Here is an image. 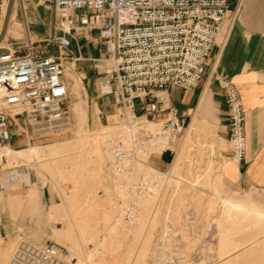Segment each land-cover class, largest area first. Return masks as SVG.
Segmentation results:
<instances>
[{"label":"built area","instance_id":"1","mask_svg":"<svg viewBox=\"0 0 264 264\" xmlns=\"http://www.w3.org/2000/svg\"><path fill=\"white\" fill-rule=\"evenodd\" d=\"M30 1L54 10L51 32L43 39L49 49L40 50L37 41L27 39L24 49L15 45L0 53V146L10 145L17 117L38 124L37 131L63 127L69 117L63 108L69 92L63 62L67 57L61 52L70 50L73 42L78 45L81 33L97 30L104 40L105 57L92 58L94 66L105 59L111 63L99 72V89L112 95L119 116L117 127L105 132L110 160L100 196L116 203L120 223L114 228L130 244L142 240L156 206L162 202L161 211H167L175 187L168 181L169 169L156 166L138 173L137 166L149 164L152 155L175 154L187 125L183 113L153 120L164 101L157 91L195 89L221 24L233 13L231 0ZM77 59L87 60L81 55ZM221 88L227 103L230 155L239 162L246 153L244 104L231 80L226 79ZM32 171L30 165L0 155V188L28 186L24 175L32 180ZM147 197L152 202L143 205ZM13 247L8 264H73L68 249L51 239L40 242L20 234Z\"/></svg>","mask_w":264,"mask_h":264},{"label":"rangeland","instance_id":"2","mask_svg":"<svg viewBox=\"0 0 264 264\" xmlns=\"http://www.w3.org/2000/svg\"><path fill=\"white\" fill-rule=\"evenodd\" d=\"M24 1L30 35L37 41L35 45L46 51L49 47L43 39L48 36L45 32L54 19V10L36 1ZM4 2L5 10L8 0ZM257 5L264 8V0ZM12 12L3 45L24 49L28 36L18 1ZM31 12L40 16L37 25L29 23ZM232 21L233 16L224 20L215 42H223ZM33 26L43 35L35 36ZM89 33L100 49L97 58L105 57L103 38L97 30ZM63 62L69 92L63 108L71 125L37 131L38 126L24 116L12 123L11 147L37 149L14 154L11 159L32 168L33 203L24 201L30 185L21 187L17 183L12 189L0 190V212L14 232L3 264H8L20 234L40 242L53 240L70 251L73 264H264V188L240 192L228 185L220 173L222 144L208 122L189 146L180 151L181 140L175 154L167 152L163 159L153 162L163 166L171 156L174 162L167 169L173 165L175 176L182 180H173L177 189L166 205L168 212L160 208L146 236L132 240L133 245L120 229L112 230L118 215L116 203L100 196V192L106 184L103 172L110 160L104 135L118 122L96 127L87 121L88 92L83 78L85 74L91 77L90 82L98 79L99 72L111 63L105 59L96 67L92 58L75 63L68 57ZM137 111H141L139 104ZM146 169L141 166L138 171Z\"/></svg>","mask_w":264,"mask_h":264},{"label":"crops","instance_id":"3","mask_svg":"<svg viewBox=\"0 0 264 264\" xmlns=\"http://www.w3.org/2000/svg\"><path fill=\"white\" fill-rule=\"evenodd\" d=\"M260 1H230L233 10L230 15L233 16L231 27L223 42L216 41L212 48L199 84L193 90L168 87L165 91H157L164 97V101L160 104L161 110L153 116V120L160 122L168 116H181L182 113L185 115L187 131L180 151L187 142L186 146H189L197 138L204 123H210L217 140L222 144L219 156L220 173L233 190L240 192L264 188V8L257 5ZM4 3V0H0V30L7 9L4 10ZM31 13L29 23L37 25L40 16L36 12ZM32 31L35 36L43 35L37 32L35 26ZM50 32L49 27L45 34L49 35ZM93 39L96 38L91 33L83 32L79 35L78 45L73 42L70 50L61 53L67 54L66 57L75 63L87 61L78 60V55L85 59L97 58L100 49L96 48ZM96 49L98 52L95 53ZM83 78L88 92L87 121L96 127L119 122L112 95L100 91L98 79L90 82L91 77L87 78L85 74ZM226 79L231 80L237 87L245 109L246 153L239 162L231 157L229 149L227 103L221 88ZM12 142L11 139L10 146ZM33 149L37 147L20 151L29 152ZM167 152L170 151L152 155L150 165L167 170V165L171 166L174 162L171 156L163 166L153 163L155 159H163ZM172 168L173 165L171 173ZM31 182L34 183L32 180ZM31 192L29 187L24 198L28 205L33 203ZM35 196L34 194L32 198ZM13 234L10 222L0 212V264H3V257Z\"/></svg>","mask_w":264,"mask_h":264},{"label":"bare ground","instance_id":"4","mask_svg":"<svg viewBox=\"0 0 264 264\" xmlns=\"http://www.w3.org/2000/svg\"><path fill=\"white\" fill-rule=\"evenodd\" d=\"M16 1H18V0H14V2H16ZM21 2H22V10H23V15H24V17H25V25H24V29H25V32H26V35L28 36V40H33V38H32V36L30 35V32H29V29H28V21H27V16H26V10H25V7H26V5H25V1L24 0H21ZM6 6H8V4L6 5ZM7 8V7H6ZM14 12V11H13ZM13 12H11V14H10V21H11V19H12V15H13ZM10 21H9V25H10ZM8 25V27H7V29H6V34H5V37L3 38V40L6 38V35H7V33H8V31H9V28H10V26ZM220 33V32H219ZM3 40H1L0 41V49H3V50H5V51H9L10 49L9 48H6L4 45H3ZM6 40V39H5ZM12 49V48H11ZM64 123V125H63V127H68V126H70L71 125V123H70V120H69V117L67 118V119H65L64 121H63ZM33 124H35L34 122H33ZM35 126H38L37 127V129L39 128V125L38 124H35ZM116 127H117V125H116ZM49 128H51L52 130H54V128L53 127H49ZM109 128H110V125H109ZM186 131H187V125H186V127H185V130H184V132H183V137H184V135L186 134ZM105 136V135H104ZM183 137H182V142H183ZM105 141H106V137H105ZM188 143V142H187ZM187 143H186V145H187ZM182 144V143H181ZM186 145H185V147H186ZM105 150H106V148H105ZM22 152H24V151H20L19 149L18 150H15L14 149V147L12 148L10 145H8V144H5V145H3L2 147H0V155H5L9 160H11L12 158H14V157H16V155H14V154H20V153H22ZM107 152V151H106ZM107 153H109V152H107ZM141 166H143V165H141V164H138V168L136 169V172H139L138 171V169H139V167H141ZM143 167H146L147 168V170H152L154 167H152L151 165H150V163L149 164H146V166H143ZM154 169H158V168H154ZM143 171V170H142ZM142 171H140V172H142ZM170 172V176H169V178H168V181L177 189V186H175L176 185V183L175 182H173V180H175L177 183H181L182 182V180H179L176 176H175V170L173 171L172 170V173H171V170H169ZM24 180L26 181V183H27V185L29 186L30 185V188L33 186V184H32V182H31V180H29V174L28 173H25V175H24ZM176 189H174V191H175V193H176ZM152 201L150 200V198H146V199H144V203H143V205H147V204H149V203H151ZM161 204H162V202H160L159 203V205H157L156 206V208H155V210L153 211L154 213H155V216H156V214H157V212H158V210L161 208L160 206H161ZM116 218V220H115V222H114V224H113V226H112V230L114 229V226L115 225H117V224H119L120 223V218L118 217V215L115 217ZM70 252V251H69Z\"/></svg>","mask_w":264,"mask_h":264},{"label":"water","instance_id":"5","mask_svg":"<svg viewBox=\"0 0 264 264\" xmlns=\"http://www.w3.org/2000/svg\"><path fill=\"white\" fill-rule=\"evenodd\" d=\"M19 4H20V7H21V12H22V17L24 18L25 20V17L23 15V10H22V2L21 0H18ZM14 0H8V6H7V9H6V12L4 14V21H3V24H2V27H1V30H0V41L3 40V38L5 37V32H6V29L9 25V21H10V14L12 12V8H13V5H14ZM7 51L3 50V49H0V53L1 54H4L6 53Z\"/></svg>","mask_w":264,"mask_h":264}]
</instances>
